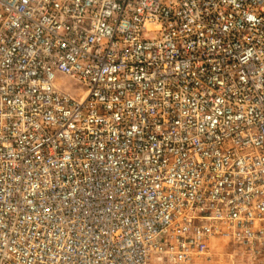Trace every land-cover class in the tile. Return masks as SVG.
Here are the masks:
<instances>
[{
  "label": "built area",
  "instance_id": "built-area-1",
  "mask_svg": "<svg viewBox=\"0 0 264 264\" xmlns=\"http://www.w3.org/2000/svg\"><path fill=\"white\" fill-rule=\"evenodd\" d=\"M215 238L264 264V0H0V264Z\"/></svg>",
  "mask_w": 264,
  "mask_h": 264
},
{
  "label": "rangeland",
  "instance_id": "rangeland-1",
  "mask_svg": "<svg viewBox=\"0 0 264 264\" xmlns=\"http://www.w3.org/2000/svg\"><path fill=\"white\" fill-rule=\"evenodd\" d=\"M67 82L71 87L78 86L75 82ZM214 240L211 243L210 258L206 264H251L247 256L231 242L219 240V238Z\"/></svg>",
  "mask_w": 264,
  "mask_h": 264
},
{
  "label": "bare ground",
  "instance_id": "bare-ground-1",
  "mask_svg": "<svg viewBox=\"0 0 264 264\" xmlns=\"http://www.w3.org/2000/svg\"><path fill=\"white\" fill-rule=\"evenodd\" d=\"M218 238H215V240H217ZM214 240V241H215ZM219 240H226V241H228V242H230L227 238H219Z\"/></svg>",
  "mask_w": 264,
  "mask_h": 264
}]
</instances>
